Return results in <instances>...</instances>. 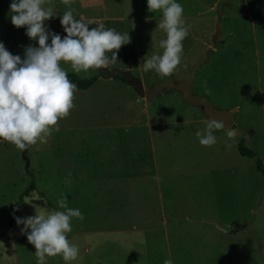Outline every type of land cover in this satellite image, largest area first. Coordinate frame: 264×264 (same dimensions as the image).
<instances>
[{"label":"rangeland","instance_id":"rangeland-1","mask_svg":"<svg viewBox=\"0 0 264 264\" xmlns=\"http://www.w3.org/2000/svg\"><path fill=\"white\" fill-rule=\"evenodd\" d=\"M11 2L0 0V42L23 59L25 48L38 47V40L26 35V26L16 28L11 23L5 11ZM177 2L183 6V16L191 29L183 41L181 63L170 76L143 71V58L162 54L159 41L166 38L157 28L161 13L149 12L147 0H73L72 8L77 20L92 19L106 28L128 32L131 42L122 45L118 60L108 70H131L146 86L171 77H188L196 60L213 45L212 37L219 28V42L210 60L198 71L193 88L216 107L234 111L235 138L229 139L222 128L213 133L216 144L202 146L196 132L205 129L209 119L202 107L187 103L177 90L159 94L150 102L127 82L110 76L102 77L96 87L85 93L78 89L74 93L75 107L67 118L58 121L60 131H53L47 143L30 146L26 157L15 145L0 141V264H36L35 248L22 233L24 226L12 221L36 215L35 206L42 212L63 211L57 204L62 192L68 207L84 215L82 221L71 219L72 231L67 237L78 245L79 255L68 264H163L165 259H171L173 264H243L247 244L251 253L257 254L256 249L263 253L264 202L259 207L258 201L264 198V175L258 171L257 161L264 164V0ZM47 6L54 7L57 15L45 24L63 38L67 33L60 19L69 9L62 0H46ZM97 26L88 27L91 30ZM61 67L75 73L63 61ZM89 72L90 78L100 74L97 69ZM119 84L138 100L125 92L120 102L107 99ZM129 137L134 152L122 141ZM114 141L116 147L112 146ZM241 146L255 156L243 155ZM79 156L84 158L80 160ZM68 162V167H62ZM118 171L129 177L155 173L153 184L149 181L137 189L141 206L146 195L153 199V204L147 206L153 209V228H133L130 209L134 204L103 200L111 195L113 186L102 177ZM69 172L84 174L71 179L73 185L67 186L65 175ZM26 197L32 199L31 204L25 202ZM169 197V202L177 201L169 209L167 240L161 206ZM101 211L108 220L102 226L98 220L95 226ZM199 212L216 214L219 220L214 225L222 234L209 233L199 224H192V217ZM237 216L245 217V222L255 220L248 236H243L241 230L227 236L225 227H220ZM125 217L124 225H110ZM99 228L107 230L99 232ZM46 259L47 264H66L59 255Z\"/></svg>","mask_w":264,"mask_h":264},{"label":"clouds","instance_id":"clouds-1","mask_svg":"<svg viewBox=\"0 0 264 264\" xmlns=\"http://www.w3.org/2000/svg\"><path fill=\"white\" fill-rule=\"evenodd\" d=\"M45 3L46 0H12L10 4L11 23L16 28L26 26V35L38 40V47L27 46L22 59L0 42V139L21 151L38 142L47 143L53 131H60L58 121L67 118L75 107L74 93L78 87L61 67V61L70 64L75 73L83 72L82 79H88L89 69H108L118 60L122 45L131 42L128 32L106 28L92 19L77 20L73 15V0H62L69 10L60 19L67 33L61 38L45 24L57 15L54 7H45ZM147 7L149 12L161 13L157 28L166 38L159 41L162 54L143 58V71L154 70L160 76H170L181 63L183 41L190 34L191 25L187 24L183 6L177 0H147ZM93 24L98 26L89 30L88 26ZM206 91L210 94V90ZM222 128L226 129L224 121L209 120L205 129L196 132V137L202 146L211 147L217 143L214 131ZM226 130L228 138L234 139L235 130ZM68 176L71 177L70 172ZM154 179L159 180V177ZM65 183L71 186L72 181L66 179ZM25 202L31 204L32 199L26 197ZM57 204L64 210L42 212L41 207L35 206L36 215L15 217L17 224L24 226L22 233L35 248L36 264H47V257L57 255L66 264L78 258L79 247L70 243L67 234L72 231L71 219L82 221L84 215L79 209L68 207L63 192ZM163 264H173V261L165 259Z\"/></svg>","mask_w":264,"mask_h":264},{"label":"crops","instance_id":"crops-1","mask_svg":"<svg viewBox=\"0 0 264 264\" xmlns=\"http://www.w3.org/2000/svg\"><path fill=\"white\" fill-rule=\"evenodd\" d=\"M5 11L8 14V16H11L10 9H5ZM253 22H255V21L253 20ZM218 29L215 32V34L213 35V37L217 34ZM213 51H214V46H213ZM212 54H213V52H212ZM209 60H210V58H209ZM102 77L103 76H100V78L98 79L97 83L100 81V79ZM110 77L112 78L114 76H110ZM112 80H114V78H112ZM94 87H96V84H94L91 88L93 89ZM79 90L84 91L82 93H85L86 91H88V89L87 90L79 89ZM113 90L114 91L112 92V94H109L110 96L107 97V99H112L114 101H117V102L119 101L120 102L121 98L123 97L122 95L125 92V94H128L129 96H133V98H136V101L138 100L137 96H134L135 94L132 93L126 86H123L122 84H119V86L116 85V88L114 87ZM122 141L129 145L128 149H130V150L134 149V147H132V137L124 138ZM112 146L116 147L117 143L114 141L112 143ZM132 151L134 152L135 149L132 150ZM83 158H82V156H79L80 160L83 159ZM62 162H64V160ZM70 162H75V161L71 159ZM70 162H68L66 164L62 163V165H63L62 167H68ZM90 163H92V161ZM127 164L129 165V168L132 167V165H133L131 162H127ZM113 168L118 169L119 167L115 166ZM77 169H78V171L81 172L82 171L81 165L78 164L77 165ZM111 173H112V171H111ZM83 174L84 173H80V175H79V173H78V175H74V174L71 173V177H69L68 175H65V177H66L65 180L66 179H74V178H82ZM153 175H155V173H147L145 175H141V176H137V177H135V176L129 177V176H126L122 171H118L116 174H111V176H109V177H107V176H103L102 177L105 180H109V184H108L109 186H113L112 190H111V192H112L111 195H107L106 197L102 196L103 198H106V199H103V200H107L108 199L110 202L114 201V202L119 203V204H124L125 206L127 204H134V208L130 209L132 211V214H133L132 215L133 216V222H134L133 228H137V229L138 228L145 229L147 227L153 228V224L151 223V220H152L151 212H152L153 209H147V206L149 204H153V199L146 195V197L143 199L144 204L141 206L139 204V199H138V197H140V194L137 191V189L139 188V186L141 184H147V183L152 182L151 178H152ZM166 175H168V173ZM120 179H122V181L120 183H115V180H120ZM150 184H153V182L150 183ZM71 185H73V183H71ZM210 192L214 194V191H210ZM166 193H168V195L170 196L171 192L168 191V189H167ZM174 195L175 194H174V191H173V196ZM112 196H114V197H112ZM246 199L247 198L245 197L243 202H245ZM163 200L164 199H162V202H163ZM169 200H170V197L161 206V211H162V214H163L162 223H163V228L165 227V231L164 232L166 234L167 240L169 238V233H170V231H169V223H170L169 209L171 207V203L174 204L177 201V200H174L173 202H169ZM216 200L217 199L214 198L215 204H216ZM258 202H259L258 203L259 207H262L263 206V202H264V198L262 200H259ZM123 211H124V209H123ZM123 211H122L121 214H124ZM215 216H216V214H205V213L201 214L200 212L196 213L194 215V217H192V218H194V220L192 221V224H199L200 227H203L209 233L214 232V233H217V234L218 233L222 234L220 231L217 230L216 226L214 225V223L218 222V220H219V219H216ZM186 219H188V217H186ZM98 220L101 222V226H102V224L104 222L106 223L108 219H107V216L104 215V213L101 211V214L98 215L97 220H94L95 226L98 225ZM125 220H126V217L124 219L115 220V221H113L114 223H111L110 225H113V226L124 225L125 224ZM244 220H246L245 217L237 216L236 218L231 219L230 221H227L226 222V226L225 225H220V227L221 228L225 227V234L227 236L228 235H233L235 232H238L240 230L242 231L243 236L244 235L248 236L250 234V229H251L252 225L255 223V220H251V221L247 220L246 222ZM92 222H93V220H91L89 222V224L91 225ZM188 222H191V221H188ZM97 230L99 232H102V231L105 232L107 229L106 228H99ZM247 245L248 246L245 249L246 250V254H242L245 257V260H244L243 264H264V262H263L264 251H263V253L260 254L259 250L256 249L257 254L256 253H251L252 250L249 247V244H247Z\"/></svg>","mask_w":264,"mask_h":264},{"label":"water","instance_id":"water-1","mask_svg":"<svg viewBox=\"0 0 264 264\" xmlns=\"http://www.w3.org/2000/svg\"><path fill=\"white\" fill-rule=\"evenodd\" d=\"M219 33L220 30L218 29L217 34L213 37L212 40L213 45L206 49L204 56L196 60V62L192 66L191 73L186 78L171 77L157 84L146 86L141 78L133 75L131 70H122L118 71V73L123 78H125L129 85L134 87L135 91L141 97L147 98L150 102H153L155 100V97L159 94H166L173 90H177L181 93L187 103L193 106L202 107L204 114L209 120L215 119L224 121L226 129H230L233 125L232 119L234 117V111L232 109H221L216 107L214 103L205 95L196 94L193 88L194 83L197 80V72L206 62L209 61V58L213 52V46L219 42ZM27 152L28 149H25L23 151L25 157Z\"/></svg>","mask_w":264,"mask_h":264},{"label":"trees","instance_id":"trees-1","mask_svg":"<svg viewBox=\"0 0 264 264\" xmlns=\"http://www.w3.org/2000/svg\"><path fill=\"white\" fill-rule=\"evenodd\" d=\"M68 76H69V79L75 83L78 87V89H83V90H87L89 88H91L95 82L98 81L99 77L100 76H103V77H108V76H114L116 78H120L121 80L127 82L125 80V78H123L119 73L118 71H110L108 69H102L100 70V74L99 76H93L91 78H88V79H82L81 77H79L77 74L75 73H68ZM2 139H0L1 141ZM241 153L245 156H252L254 157L255 156V153L252 152L251 150H249L248 148L244 147V146H241ZM257 169L259 172H261L263 175H264V164L261 160H258L257 161ZM16 218H14V221H12L13 224H15Z\"/></svg>","mask_w":264,"mask_h":264}]
</instances>
